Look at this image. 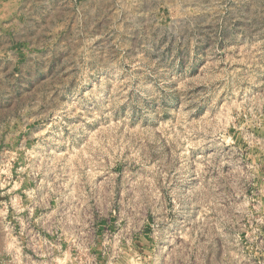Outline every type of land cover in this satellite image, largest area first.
Returning <instances> with one entry per match:
<instances>
[{"label":"rangeland","instance_id":"374dc122","mask_svg":"<svg viewBox=\"0 0 264 264\" xmlns=\"http://www.w3.org/2000/svg\"><path fill=\"white\" fill-rule=\"evenodd\" d=\"M0 264H264V0H0Z\"/></svg>","mask_w":264,"mask_h":264}]
</instances>
